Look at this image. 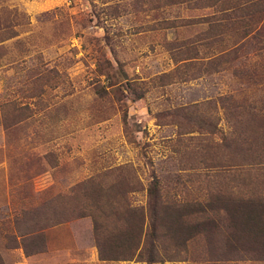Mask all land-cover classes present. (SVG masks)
Masks as SVG:
<instances>
[{"label":"rangeland","instance_id":"rangeland-1","mask_svg":"<svg viewBox=\"0 0 264 264\" xmlns=\"http://www.w3.org/2000/svg\"><path fill=\"white\" fill-rule=\"evenodd\" d=\"M250 3L0 0V264H264Z\"/></svg>","mask_w":264,"mask_h":264},{"label":"trees","instance_id":"trees-1","mask_svg":"<svg viewBox=\"0 0 264 264\" xmlns=\"http://www.w3.org/2000/svg\"><path fill=\"white\" fill-rule=\"evenodd\" d=\"M232 1H236V0H231V1L224 0L225 6H228V7H226V10H225L227 13V16H228V17H226L227 23H224L226 18H223L220 21L221 23L219 24V26L220 25H228L230 23L231 24L230 27H232L233 23H235V22H231L234 19V13H233V9H232L233 7H230V3ZM249 1L251 2L250 5H247L244 8H242L243 11L241 13H236L235 16L241 17V19H240L241 21L245 20L246 19L245 17H247L249 21L251 20L250 22H252L254 20V16L260 17L259 20L261 18H263L264 17V0H249ZM236 20L238 21L239 19H236ZM245 215L247 216V218L245 217ZM256 215L257 214L253 215L250 213L244 214L245 222L243 224L250 226L249 230H251V231L253 230L251 228V225L256 224V226H259V221L263 220V217H260V219H259L258 216H256ZM111 259H115V258H111Z\"/></svg>","mask_w":264,"mask_h":264},{"label":"crops","instance_id":"crops-1","mask_svg":"<svg viewBox=\"0 0 264 264\" xmlns=\"http://www.w3.org/2000/svg\"><path fill=\"white\" fill-rule=\"evenodd\" d=\"M57 229H55V231L53 230V235H52V244H53V247L54 246H57V245H60L58 248H55V250L49 248V250H53L55 251V254H61V255H64V254H69L68 252L70 250H73V247L71 246L70 244V237L68 235V239L66 237V239L63 238V233L65 230H66V226L65 225H61L60 227H56ZM68 228V227H67ZM56 232V234H55ZM91 250V254L94 255L95 252L97 253V249L95 248V251L94 249H90ZM62 257V256H61ZM94 257V256H93ZM62 264V263H61ZM65 264V263H63Z\"/></svg>","mask_w":264,"mask_h":264}]
</instances>
